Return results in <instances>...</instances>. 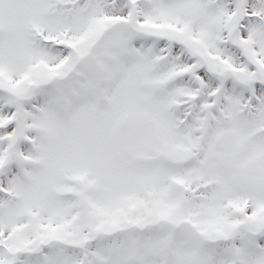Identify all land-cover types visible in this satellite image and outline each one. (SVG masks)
<instances>
[{"label": "snow or ice", "instance_id": "1", "mask_svg": "<svg viewBox=\"0 0 264 264\" xmlns=\"http://www.w3.org/2000/svg\"><path fill=\"white\" fill-rule=\"evenodd\" d=\"M0 264H264V0H0Z\"/></svg>", "mask_w": 264, "mask_h": 264}]
</instances>
